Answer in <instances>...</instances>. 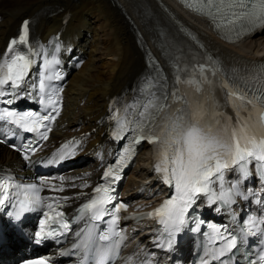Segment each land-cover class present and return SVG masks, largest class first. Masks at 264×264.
Masks as SVG:
<instances>
[{
	"label": "snow or ice",
	"instance_id": "snow-or-ice-1",
	"mask_svg": "<svg viewBox=\"0 0 264 264\" xmlns=\"http://www.w3.org/2000/svg\"><path fill=\"white\" fill-rule=\"evenodd\" d=\"M185 3L193 11L212 20L217 29L230 27L246 31L264 25V0H185ZM28 38L29 21L25 20L18 36L10 40L5 52L0 55V98L16 95V90L21 87L34 63L32 57L41 54L33 49ZM17 45H23L26 54H20L16 50ZM58 63L59 60L55 57L45 60V72H50L52 65ZM174 69L175 75L171 84L168 83L167 77H161L159 73L146 76L136 90L138 98L131 105L117 110V116L113 117L117 120L114 139H124L121 133L130 131L133 133L132 146L144 140L156 146L158 162L155 171L163 174V182L174 189V192L152 212L141 214L139 217L133 215L132 218L142 219L147 216L155 219L168 237L180 231L181 225L185 223V214L200 195L206 196L210 202L219 200L225 205L235 202L233 197L241 194L238 190L239 182L225 189V171L235 169L241 179H247L250 175L248 166L255 163L258 173L264 176V85L249 87L244 78L225 77L211 56L206 57L203 62L192 58L186 65H181L177 59ZM60 78L58 74H46L39 78V83L35 85L42 95H47L46 107L51 108L54 113L40 118L49 124L59 115V93L62 92L61 88L53 87L50 82ZM5 86L9 91L4 90ZM215 88L224 92L226 100L235 110V125L231 123V117L216 111L219 106L212 95ZM53 96L56 98L53 99ZM12 102L11 99L4 101L5 104ZM40 103L45 104L44 99H41ZM248 109L250 111L247 112L246 118L240 115L242 110ZM121 111L123 122L119 115ZM0 119L23 127L29 132L39 131V127H33L37 124V114L33 112L19 114L4 111L0 113ZM41 126L44 128L40 133L41 139H47V133L51 129L48 124ZM132 146L125 149L117 157V163L109 166L103 173L102 179L108 182L107 185L96 186L92 196L77 209V214L73 217L75 220L86 218L90 222L109 217V220L105 221L108 231L96 237L98 241L107 242L113 237L123 238L121 232L116 231V225L120 219L118 213L127 206L114 203L116 197L112 192L113 185L122 178L125 161L134 151ZM27 158L25 154V159ZM214 184L219 185V192L212 187ZM42 190L43 182L40 186H24L0 179V206L23 195V199L18 201L16 216L19 217L32 206H45V198L40 195ZM50 190L57 189L53 186ZM47 199L55 201V208H60L63 205L59 201L69 198ZM109 204H113V207L109 208ZM46 206L55 210L53 204ZM44 215L47 216L48 213L45 212ZM57 215L59 218L64 216L62 212ZM261 224H264V220L248 217L239 232L241 243L249 235H257ZM50 227L53 228L52 231L45 233L41 227L36 233L37 243L42 239L63 234L69 225L54 221V225ZM209 227L215 229L216 226ZM217 231L219 232V229ZM81 235L83 240L77 247H87L94 243L91 230L83 234L77 233L78 237ZM221 239L223 247L219 256L237 247V236L222 235ZM109 252V248H102L96 264H106ZM219 256L214 258L218 259ZM31 264L46 262L41 260ZM204 264L209 262L205 260ZM250 264H264V250L258 260Z\"/></svg>",
	"mask_w": 264,
	"mask_h": 264
},
{
	"label": "bare ground",
	"instance_id": "bare-ground-1",
	"mask_svg": "<svg viewBox=\"0 0 264 264\" xmlns=\"http://www.w3.org/2000/svg\"><path fill=\"white\" fill-rule=\"evenodd\" d=\"M29 18L39 38L46 41L62 29L66 53L86 58L70 74L64 109L51 137L54 143L86 137L89 161L75 167L72 177L96 175L98 163L92 156L104 145L110 146L106 119L111 98L147 75L146 45L170 66V54L193 44L186 36L187 29H192L235 73L264 60V25L238 40L226 38L214 24L175 0H0V55ZM144 160L126 182V186L132 184L135 202L147 195L142 185L146 179L154 180L151 189L159 187ZM7 162H19L18 156L0 145V164Z\"/></svg>",
	"mask_w": 264,
	"mask_h": 264
},
{
	"label": "rangeland",
	"instance_id": "rangeland-1",
	"mask_svg": "<svg viewBox=\"0 0 264 264\" xmlns=\"http://www.w3.org/2000/svg\"><path fill=\"white\" fill-rule=\"evenodd\" d=\"M259 31V30H258ZM263 39H264V37H263ZM262 39V40H263ZM261 47H264V45H261ZM140 163H142V161L139 159V160H137V162H136V164H135V167L136 166H138ZM132 172V171H131ZM135 177H137V175L135 176Z\"/></svg>",
	"mask_w": 264,
	"mask_h": 264
}]
</instances>
